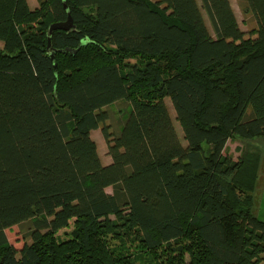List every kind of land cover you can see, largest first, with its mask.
I'll return each instance as SVG.
<instances>
[{"label":"trees","instance_id":"16d2710c","mask_svg":"<svg viewBox=\"0 0 264 264\" xmlns=\"http://www.w3.org/2000/svg\"><path fill=\"white\" fill-rule=\"evenodd\" d=\"M237 1L247 30L230 0H0V264H264L260 146L226 153L264 137V0Z\"/></svg>","mask_w":264,"mask_h":264},{"label":"rangeland","instance_id":"374dc122","mask_svg":"<svg viewBox=\"0 0 264 264\" xmlns=\"http://www.w3.org/2000/svg\"><path fill=\"white\" fill-rule=\"evenodd\" d=\"M28 2L32 8H34L38 5V0H28ZM232 4H233V9H234L235 14L238 18V21L240 23L241 28L243 30H247L248 26L244 23V16H243L242 11L240 10V8L237 4V0H232ZM203 14L205 16V19H206V22L209 26L210 31L214 35L212 24L210 22V19H209L207 13L204 10H203ZM1 46L2 45L0 44V47ZM166 103L168 104L171 115L174 118L175 125L178 129V132L180 133V136L183 137L182 128H181L179 122H177L175 119L176 118V112H175V109L172 105V101L169 98H167ZM125 107H126L125 104L123 103V101H121V102H118V103L112 105L109 108V111L111 113V117H112L113 121L119 119L123 115L122 110L125 109ZM95 135H96L95 137L100 140L99 144H97L98 148H99L100 155H101L102 159L104 161H106L108 156H109L108 151H107V149H108L107 143L104 141L100 132L95 133ZM100 137H102V139H100ZM252 143L261 146L260 151L256 150L254 152L255 158L253 159V160H255L257 157L259 158V166H258V171H257L258 173H257V180H256L255 189L252 192L253 196H254L252 212H253V215L255 217L264 221V137L255 139V140L250 141V142L239 140V139L229 140L227 143L226 153L228 155H230L233 158V160H236L239 158L242 148L246 147V145H248V146L252 145ZM249 153H252V150H250ZM259 153H260V157H259ZM247 158H249L248 155H247ZM250 162H251V160H249V163ZM107 191L111 193L112 189L108 188ZM28 227H29V224L25 223V224H22V226H20V227H13L11 230L6 231L7 235L9 236L10 241L12 243H14L15 246L19 247L23 244V241H24L23 240V234L26 233V231H28ZM72 229H73V226L71 225L69 228L61 230L57 235L58 238L61 240H65V239L70 238V234H71ZM173 248H174V244H173ZM132 250H134V247L132 248ZM138 253H139V251L136 252L135 254H138ZM141 254H143V253L141 252ZM161 257H162V255H161ZM163 258H161L159 260L162 261L163 263L167 264L168 259H167V256L165 254L163 255Z\"/></svg>","mask_w":264,"mask_h":264},{"label":"water","instance_id":"95a60500","mask_svg":"<svg viewBox=\"0 0 264 264\" xmlns=\"http://www.w3.org/2000/svg\"><path fill=\"white\" fill-rule=\"evenodd\" d=\"M71 24H72L71 23V17L69 16L68 21L62 22V23H55V24L51 25L49 30H48V49H49L48 54L50 55L56 70H57V62H56V58H55L56 50L51 48V35H52V32L54 30H57V29L69 30L71 28ZM82 45H83V43L77 49L66 48V49L61 50V52L76 53Z\"/></svg>","mask_w":264,"mask_h":264},{"label":"crops","instance_id":"0c3cea01","mask_svg":"<svg viewBox=\"0 0 264 264\" xmlns=\"http://www.w3.org/2000/svg\"><path fill=\"white\" fill-rule=\"evenodd\" d=\"M231 1V4H232V0H230ZM237 4H238V1H237ZM232 7H233V4H232ZM241 10V9H240ZM119 117V116H118ZM97 132H100V134L102 135V137H103V139H104V136H103V134H102V132H101V130L100 129H96V130H92L91 131V136H92V138L96 141V143L97 144H99V139H97L95 136V133H97ZM102 137H100V139H102ZM104 141H105V139H104ZM106 142V141H105ZM252 144H254V143H252ZM255 145H257V144H255ZM98 146V145H97ZM260 146V145H259ZM261 147V146H260ZM243 149V148H242ZM226 150H227V147H226ZM98 151H99V148H98ZM107 151H108V149H107ZM241 152H242V150H241ZM241 152H240V155H241ZM99 154H100V152H99ZM101 156V155H100ZM240 157V156H239ZM101 159H102V157H101ZM237 160V159H236ZM102 162L105 164V165H108V164H110L111 162H112V158L110 157V156H108V158H107V160L106 161H104L103 159H102Z\"/></svg>","mask_w":264,"mask_h":264}]
</instances>
